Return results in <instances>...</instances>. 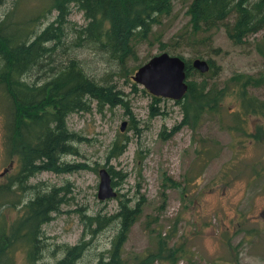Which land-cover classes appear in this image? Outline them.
Masks as SVG:
<instances>
[{"label": "rangeland", "instance_id": "rangeland-1", "mask_svg": "<svg viewBox=\"0 0 264 264\" xmlns=\"http://www.w3.org/2000/svg\"><path fill=\"white\" fill-rule=\"evenodd\" d=\"M12 1L0 6V19ZM190 2L174 0L171 13L123 64L99 43L77 39L87 20L71 5L62 41L46 44L51 57L42 62L50 64L29 71L27 80L41 83L52 74L51 66L57 72L76 59L86 75L113 86L125 103L99 106L88 98L87 110L66 117L67 129L80 139L71 142L74 150L59 162L85 167L37 172L14 186L21 202L1 215L7 231L22 214L20 206L37 194L55 191L63 200L41 226L36 264H54L76 244H83L84 251L75 264H96L118 233L119 220L101 228L95 219L118 213L121 201L139 206L122 247L131 264H264V111L245 114L243 109L249 100L264 104V84L244 90L236 79L264 76V58L255 48L264 42V30L235 43L227 35L231 14L216 28L193 35L186 12ZM54 16L40 18L36 30ZM163 51L179 54L189 64L195 58L213 62L207 73L193 69L187 82L222 92L215 109L195 104L188 94L179 101L153 96L131 79L139 65ZM7 105L0 92V174L7 168L0 185L19 171V156L8 148ZM122 144L120 154L112 152ZM101 168L110 173L115 198H97ZM16 247L13 264H30L25 246Z\"/></svg>", "mask_w": 264, "mask_h": 264}, {"label": "trees", "instance_id": "trees-1", "mask_svg": "<svg viewBox=\"0 0 264 264\" xmlns=\"http://www.w3.org/2000/svg\"><path fill=\"white\" fill-rule=\"evenodd\" d=\"M29 1L34 2L33 6L27 5ZM173 1L13 0L10 9L1 17L0 92L8 103V148L12 155L19 156V171L9 175L11 177L7 183L0 185V264L14 263L17 244L25 246L28 262L36 264L42 251L41 226L52 219L51 214L57 212L59 204L63 202L55 191L37 194L20 206L23 208L22 214L7 231L1 215L5 209L21 202L14 186L24 183L27 177L37 172H71L85 167L84 164L59 162L60 156L74 150L71 142L80 139H76V135L67 129L66 117L72 112L87 110L88 98L95 100L99 106L125 104L118 90L96 83L83 72L76 59H69L57 72L58 68L51 66L49 71L53 75L44 82L27 80L32 67L50 64V61L42 62L51 57L46 44L55 46L62 41L70 6H76L87 20L86 26L78 30L77 39L99 43L110 58L123 64L135 55V46L149 38L161 18L171 13ZM6 2L0 0V6ZM53 12L54 19L37 31L38 20ZM186 12L193 35L216 28L231 14L234 18L231 27L227 28V35L235 43H243L247 36L264 30V0H191ZM79 44L77 42L76 45ZM255 48L264 58V42L256 43ZM171 55L182 57L179 54ZM185 62L188 78L194 68L187 60ZM207 62L210 71L214 64L211 60ZM236 79L244 90L249 86L264 84V76L253 78L244 75ZM187 83L185 96L188 94L195 104L210 109L219 105L222 92L217 93L205 84L195 88V83ZM211 103L213 106H210ZM263 107L264 104L251 100L243 105L245 114L262 113ZM123 147V144L119 148L115 145L112 152L118 155ZM138 208V204L129 207L127 202L121 201L118 213L110 217L97 215L95 220L98 227L102 228L118 219L119 231L106 255H99L96 264H131L123 257L122 247L126 233L139 213ZM83 251V244L67 247L64 255L54 264H75Z\"/></svg>", "mask_w": 264, "mask_h": 264}, {"label": "water", "instance_id": "water-1", "mask_svg": "<svg viewBox=\"0 0 264 264\" xmlns=\"http://www.w3.org/2000/svg\"><path fill=\"white\" fill-rule=\"evenodd\" d=\"M191 66L201 74L210 69L207 60L201 58L193 59ZM131 79L151 95L175 101L183 99L188 91L185 60L178 55H171L167 52L155 54L138 66ZM125 125L126 121H123L120 125L121 131L124 130ZM6 169L0 175L3 176L7 171ZM98 175L97 198L102 201L115 198L117 192L112 185L108 170L101 168Z\"/></svg>", "mask_w": 264, "mask_h": 264}]
</instances>
